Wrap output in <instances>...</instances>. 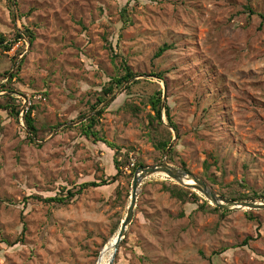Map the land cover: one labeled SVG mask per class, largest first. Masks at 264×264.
I'll use <instances>...</instances> for the list:
<instances>
[{"label":"rangeland","instance_id":"obj_1","mask_svg":"<svg viewBox=\"0 0 264 264\" xmlns=\"http://www.w3.org/2000/svg\"><path fill=\"white\" fill-rule=\"evenodd\" d=\"M0 35V74L11 72L0 106L21 104L19 119L0 110V264H100L136 170L163 162L155 144L170 132L171 165L228 200L264 196V0H0ZM121 60L136 77L81 119ZM159 91L163 126L150 103ZM104 109L95 130L121 148L117 181L67 205L33 200L118 174L115 151L78 127ZM175 186L143 182L114 264H264V210H223L187 188L181 201Z\"/></svg>","mask_w":264,"mask_h":264},{"label":"trees","instance_id":"obj_2","mask_svg":"<svg viewBox=\"0 0 264 264\" xmlns=\"http://www.w3.org/2000/svg\"><path fill=\"white\" fill-rule=\"evenodd\" d=\"M124 11L126 13V10H124ZM125 13L122 14V16H121L123 23L128 22V17H126ZM24 35H26L29 38L31 43L34 42L35 35L29 28L25 27ZM24 35L20 30L14 29V36H15L16 42L19 41L20 39H22L24 37ZM6 41H7L6 37L3 35H0V44H3ZM11 43H13V42H11ZM6 48L8 50H10L12 48L11 44H10V46H6ZM168 49H169L168 45H165L163 48H160V50L156 54V57H161ZM110 50L113 53L112 54V61L115 64V61L116 60L118 61L119 56H118L117 52L114 50V48L112 47V45H110ZM15 64H16V62H15ZM117 67H118V75H116L115 77H112L109 84L103 89V92L98 94L93 102H90L91 106H90L89 113L83 114L80 117L81 119L86 118L90 113L96 111L100 106L106 104L109 100V97L113 96L114 93L117 91V89L120 86H122L124 83H127L136 77V74L132 71V69L128 66V64L124 62V60H121L120 64ZM10 74H11V72L5 73L4 75L0 74V78L7 79V78H5V75H10ZM11 83H12V81H10V84ZM0 90L9 91L8 86H6V85L2 86L0 88ZM150 103L152 106V110L155 113V116H153V120L157 121L159 125L163 126V122H162V117H163L162 92L159 91L158 93L153 95ZM32 107H30L29 110L27 111V113L24 115V121H25V124L29 130V133H31V136H28V139L30 142L35 143L34 138L38 137L39 130L35 124L34 118L32 117L33 110L36 109V106L34 108H32ZM105 109L102 111H99L97 114H95L94 116L89 118L86 122H84L83 124H81L78 127L82 131L83 135H85L87 138L93 139L96 142L104 143L112 151H115L113 164H114L115 170H117L118 174L116 176H113V174L111 172V174H108L107 178L101 180V182L84 183V184L79 186V189L73 188L71 190L70 189L68 190L66 188H63V193L58 194L54 197H50V198H44L42 196L34 195V196H31V198L33 200L41 201V202L48 203V204L56 203V204H60V205H67L70 202H72L77 196L82 195L89 188L106 187V186H109L111 184H114L117 181V176L120 174V171H121L120 166L122 164L120 162V158H119L120 155L122 154L121 148H119L118 146H114V145L110 144L108 141H106L103 137L100 136L99 132H97L95 130V125L97 123V120H98V118H100L102 116ZM0 110L1 111L6 110L12 117L19 119L21 104L16 103L14 98H10V102L7 103V105L5 107L0 106ZM166 116H167V120L169 122V125L178 131L177 126L171 117L170 108L168 106H166ZM69 128H71V127H69ZM171 138H172V135L170 132V138L167 140H161L158 143H156L155 144L156 148L158 150L162 151L163 153L166 152V150L169 147ZM168 160L171 163L174 161L172 156H170V158ZM170 192H171L172 197L178 198L181 201H186L185 197L189 194V190H187L185 188H181V187L179 188L178 186H175V188L170 189ZM261 198H264V196H260L259 194H254L253 196H243L242 198H235L233 200L234 201H247V200H257V199H261ZM215 210L222 211L220 209H215ZM223 212L227 213L225 211H223ZM4 243H6V242L4 241Z\"/></svg>","mask_w":264,"mask_h":264},{"label":"water","instance_id":"obj_3","mask_svg":"<svg viewBox=\"0 0 264 264\" xmlns=\"http://www.w3.org/2000/svg\"><path fill=\"white\" fill-rule=\"evenodd\" d=\"M164 100L166 101V94ZM163 106L165 107V102L163 103ZM171 149L172 145L168 147L162 163L148 167L140 166L136 170L132 182L130 204L128 206L127 215L122 221L120 230L118 232V240L115 246V254L113 255V260L111 261V264H114L119 245L125 239L127 230L129 226L133 223L135 217V209L137 207L139 188L145 180L151 177L157 175H165L171 180L175 181L177 184L187 189H193L198 191L206 198V200L223 210H264V201H234L228 200L222 196H218L213 190L209 188V186L203 180L197 178L191 172L178 169L171 165L167 161L168 154L171 152Z\"/></svg>","mask_w":264,"mask_h":264},{"label":"bare ground","instance_id":"obj_4","mask_svg":"<svg viewBox=\"0 0 264 264\" xmlns=\"http://www.w3.org/2000/svg\"><path fill=\"white\" fill-rule=\"evenodd\" d=\"M246 210V209H245ZM118 240V235L111 240L107 248L105 249V252L103 253L100 264H111V261L113 260V255L115 254V246Z\"/></svg>","mask_w":264,"mask_h":264}]
</instances>
